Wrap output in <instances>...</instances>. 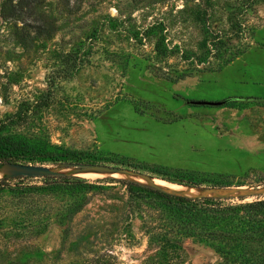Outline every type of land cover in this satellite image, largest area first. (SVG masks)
Wrapping results in <instances>:
<instances>
[{
  "label": "rangeland",
  "instance_id": "1",
  "mask_svg": "<svg viewBox=\"0 0 264 264\" xmlns=\"http://www.w3.org/2000/svg\"><path fill=\"white\" fill-rule=\"evenodd\" d=\"M60 1L41 6L57 26L46 39L23 40L22 23L0 15V119L26 110L15 131L27 144L102 167L48 159L74 179L7 181L0 264H221L196 238L160 250L144 224L152 208L131 206L110 180L129 179L103 162L132 158L143 168L118 173L150 179L153 165L221 174L233 185L192 197L264 199V0H69L74 14Z\"/></svg>",
  "mask_w": 264,
  "mask_h": 264
},
{
  "label": "trees",
  "instance_id": "2",
  "mask_svg": "<svg viewBox=\"0 0 264 264\" xmlns=\"http://www.w3.org/2000/svg\"><path fill=\"white\" fill-rule=\"evenodd\" d=\"M43 2L44 0H3L0 15L14 23H22L20 29H23L21 34L23 40L30 39L29 29H32L37 37L50 38L55 35L57 26L55 20L41 9ZM59 7L66 14H74L80 6L71 5L69 0H61ZM237 99L230 97L217 103L233 105ZM43 102L45 104L48 100ZM27 119V111L21 109L0 119V166L42 165L48 159L53 163L66 161L68 165L75 167H82L84 163L97 165L95 163L98 161H95V158H90L93 160L86 162L81 153H50L27 144L19 132L15 131L26 124ZM103 163L132 172H138L143 168L142 164L127 157H114ZM151 173L153 177L160 178L159 180L163 179L162 181L185 187H201L205 183L204 187L207 189H223L233 185V182L221 174L203 175L154 165ZM51 175L60 180L74 179L57 173ZM26 177L28 176L2 177L0 190L7 185V181ZM110 180L125 186L131 206L136 205L135 200H143L150 205L155 214H148L144 224L149 231H157L151 240L161 244L160 250L163 247L176 246L183 237L196 238L209 243L215 249L222 259L221 264H264V199L243 201V196L234 198L211 195L188 197L132 180L120 178Z\"/></svg>",
  "mask_w": 264,
  "mask_h": 264
},
{
  "label": "bare ground",
  "instance_id": "3",
  "mask_svg": "<svg viewBox=\"0 0 264 264\" xmlns=\"http://www.w3.org/2000/svg\"><path fill=\"white\" fill-rule=\"evenodd\" d=\"M8 168H11L13 171L9 170ZM17 170H19V169L15 168L13 166H10V165L1 166L0 167V177L8 175V174H11L12 172H15ZM107 173L115 174V175H124L126 178L134 180V181L139 182V183H144L145 179H146L145 177L142 178V176H139V175L121 174V173H118V172H107ZM81 174L84 175V176H91L90 172H88V173L84 172V173H81ZM149 181H154L155 186L158 187V188H161L163 190H174V191H177L180 194L186 195L188 197L194 195L196 193V191H199L198 189H195V188H188V187H185V186L183 187V186H179V185H175V184H169V183L164 182V181L159 180V179H152V180H149Z\"/></svg>",
  "mask_w": 264,
  "mask_h": 264
},
{
  "label": "water",
  "instance_id": "4",
  "mask_svg": "<svg viewBox=\"0 0 264 264\" xmlns=\"http://www.w3.org/2000/svg\"><path fill=\"white\" fill-rule=\"evenodd\" d=\"M7 165H10V166H13V167L19 169V170L15 171V172H12L11 173V174H13V176H15V175H27V176H31V175L37 174V173H52L51 170L48 167L43 166V165H33V164H16V165L7 164ZM86 167H102V166L87 165ZM102 171L103 172H122V173H124V171H122V170H120L118 168H104V169H102ZM126 174L138 175V174L129 173V172H126ZM142 177H145V176H142ZM145 178L147 180H152V179H150L148 177H145ZM129 180H131V179H129ZM132 181H134V180H132ZM147 185L155 186L151 182L149 184H147ZM188 188H193V187H188ZM207 190L209 191L211 189H207ZM175 192H177V191H175ZM177 193H179V192H177Z\"/></svg>",
  "mask_w": 264,
  "mask_h": 264
}]
</instances>
